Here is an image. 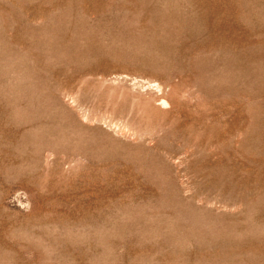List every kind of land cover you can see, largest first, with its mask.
Wrapping results in <instances>:
<instances>
[{"label": "rangeland", "instance_id": "1", "mask_svg": "<svg viewBox=\"0 0 264 264\" xmlns=\"http://www.w3.org/2000/svg\"><path fill=\"white\" fill-rule=\"evenodd\" d=\"M0 264H264V0H0Z\"/></svg>", "mask_w": 264, "mask_h": 264}, {"label": "bare ground", "instance_id": "2", "mask_svg": "<svg viewBox=\"0 0 264 264\" xmlns=\"http://www.w3.org/2000/svg\"><path fill=\"white\" fill-rule=\"evenodd\" d=\"M208 49V48H207Z\"/></svg>", "mask_w": 264, "mask_h": 264}]
</instances>
